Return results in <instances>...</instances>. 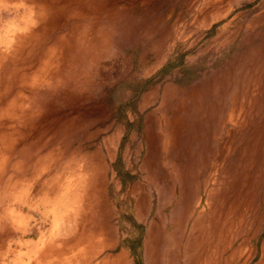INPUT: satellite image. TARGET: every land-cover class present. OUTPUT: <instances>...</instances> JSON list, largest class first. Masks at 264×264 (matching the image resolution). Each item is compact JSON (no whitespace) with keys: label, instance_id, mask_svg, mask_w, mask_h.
Segmentation results:
<instances>
[{"label":"rangeland","instance_id":"rangeland-1","mask_svg":"<svg viewBox=\"0 0 264 264\" xmlns=\"http://www.w3.org/2000/svg\"><path fill=\"white\" fill-rule=\"evenodd\" d=\"M39 3L0 0L3 42L11 27L23 28L28 7L38 26ZM89 6L97 7L82 10L77 23L91 39V61L83 45L64 49L73 62L53 60L59 79L31 85L30 112L42 111L48 98L32 131L44 146L13 155L0 183V264H10L9 213L27 219L21 240H29L66 225L53 222L56 208L66 210L64 219L81 213V224L93 209L95 224L96 206L111 236L91 264L119 255L125 264H264V0ZM58 19L62 29L47 26L39 52L69 36L72 19ZM58 154L46 172L12 178L15 190L7 194L12 165H27L26 157L48 164Z\"/></svg>","mask_w":264,"mask_h":264},{"label":"bare ground","instance_id":"bare-ground-1","mask_svg":"<svg viewBox=\"0 0 264 264\" xmlns=\"http://www.w3.org/2000/svg\"><path fill=\"white\" fill-rule=\"evenodd\" d=\"M12 1L13 0H7V3L10 4ZM29 1H30V5H33V2H35V0H29ZM93 1H96V0H63V1L57 0V1H53L52 3H50L48 0H40V3L38 5H35V7L38 9V11H39L38 13L40 15L37 27L35 26V21H34V11L32 8L28 7V11L26 10L27 13L21 19L23 24H24L23 28L22 27H21V29L18 27L16 28V26L11 27V32H13V33L5 35V41L4 42H3V38H0V70H1L0 72L3 71V73H1V76H0V86H1L0 87V183L5 178V174H8V173H6V170L8 168V163H9L10 159L14 158L16 156V154H18V156L21 158L25 157L22 155L23 152L18 153V151L28 149L29 146H31V145H36L37 147L40 145H41V147L44 146V144L37 142L40 139H42L43 135L38 136V134L32 133V131L36 127V124L40 123L39 119L41 117V114L45 111V109H46L45 107L48 105L47 104L48 98H46V100L43 102L45 105L43 106V108H41L42 111L40 110V111L30 112L29 111V103H30L31 98L33 97L34 94H36V91H37V90L31 89V85L34 84V82L35 83L37 82L41 85L46 86V85L50 84L51 81H54L56 79V77L59 79L60 76L58 74L61 72V70H59L60 68H58L59 65H56V64H57V62L58 63L61 62L60 59H62L63 62L65 63L64 67L66 66V64L73 62L72 58L67 59L69 54L66 55L65 57L62 55L63 52L71 49V47H72V49H71V51H72L73 47L76 48L79 45H83L80 47H84L83 50L85 52V58L89 59L88 61H91V56H93V53L88 52V50L91 48V42H88V41H91V39L88 36V34L86 33V31L80 30L81 28L78 26V23H77V21H78L77 15L82 14V10H85V9L88 12H92V9L94 10L98 6V4H96L97 5L96 7L90 8L89 2H93ZM64 14L72 19L71 24H72V26H74L71 28V31L68 34L69 36L65 35V36H68L65 39H64V36L63 37L58 36L59 38L57 37L58 39H56L54 41L51 48L49 47L46 50H44L45 48H43L42 52H39L38 49L45 43L44 41H47L45 39L46 36L44 34L45 30L47 29L46 27L53 25L52 27L50 26L51 28H49L48 30L50 32L55 30L56 26H58L61 23L60 21H62V19H58V18ZM29 27H31L32 30L31 31L28 30L29 34H26L25 30ZM58 27L60 29H62V26H58ZM58 29H56V30H58ZM14 30H15V32H14ZM18 38L20 39L21 42H17V43L13 42L15 39H18ZM75 41L81 42L82 44H78V45L76 44L75 45L73 43ZM63 42H64V44H63ZM64 49H65V51H64ZM36 51H38L37 56L39 59L37 61V63H35V61H33V58H32V55L34 56L36 54ZM8 59L10 60V63H11L10 67L9 66L4 67L6 65V62L8 61ZM30 59H31V61H30ZM53 60L54 61L58 60V61L56 62V64L53 65ZM64 63H62V64H64ZM7 73H8V75H7ZM48 74H50L51 77L47 78ZM53 88H55V87H53ZM43 93H40V94H43ZM48 94H50V93H48ZM30 133H32V137H33L31 139L29 138ZM28 138H29V142L27 140ZM37 151H39V150H37ZM13 155H14V157H12ZM36 157H38V156H36ZM58 157H59V154H58V156H56L54 161H50L48 164H46V160H45L46 158H43V159H40L37 161L34 159V161H33L32 160L33 157L32 158L26 157V160H27L26 164L27 165H21L18 163L12 165V167H11L12 168L11 169L12 174H10L9 177H7L5 179L6 180L5 187L8 188V190L6 189L7 194L12 195V190H15V183L13 182L12 178L15 179V177L19 176V179H20V177H22V176L26 177L29 174L31 176H34L35 175L34 171H38V170L39 171L44 170V172H46L45 170L47 168H51V167L56 165V162L59 160ZM88 163L89 162L87 161V165H88ZM91 168L94 171L93 178H95V176H98L97 175L98 172L95 171L94 166H91ZM73 170L68 172V174L71 175ZM59 177H60V175H59ZM75 177H76V175H75ZM32 178H34V177H32ZM71 181H73V180H71ZM26 182L29 184H27V183L23 184L24 187L26 188V190H25L26 192L24 193V196L27 193V190L29 189V186L31 184L28 181H26ZM33 182L36 183L34 180H33ZM67 183H68V185L71 184V182L65 181L66 185H67ZM55 184L58 187L60 185L58 181ZM55 184L49 183V184H47L46 187H47V189L51 190V192H52V191H54L52 189L55 188V187L53 188V186H55ZM67 187H70V186H67ZM43 188H45V186ZM51 194H53V193H51ZM20 199H23V197L21 195L18 197H14V196L11 197V200L13 202H16V203L20 202ZM56 211H57V213H59L58 219L61 220V217L64 216L62 214V212L66 211V210L61 209V208H58V209L56 208ZM137 212L138 213L141 212L140 201H139L138 206H137ZM42 213H44V212L42 211ZM9 215H10V219L12 220V223L16 224L17 219L14 220V217H12L11 213H9ZM84 220H85V218H84ZM79 222H81V221H79ZM78 224L80 226V223H78ZM89 225H91V224H89ZM24 226L25 225H23V227ZM84 226H85V224H84ZM24 234H26V233H24ZM2 237H4V236H2ZM149 239H151V235H149ZM40 241H42V240H40ZM99 243L102 244L101 241ZM41 246H44V245L42 244ZM73 246H75V244ZM39 247H37V248L39 249ZM38 254H40V253H38ZM17 256H19V255H17ZM36 259H37V257H36Z\"/></svg>","mask_w":264,"mask_h":264},{"label":"crops","instance_id":"crops-1","mask_svg":"<svg viewBox=\"0 0 264 264\" xmlns=\"http://www.w3.org/2000/svg\"><path fill=\"white\" fill-rule=\"evenodd\" d=\"M31 188L32 187L29 186V189L27 190L28 193H30ZM27 196L28 194L26 193V198L28 199ZM100 210H101L100 206H96L95 213L97 214L95 215L96 218L95 217L94 218L98 219V223L95 224L92 223L93 220L91 218V215H94L92 213L93 210L86 212V215L83 217V220L85 218L86 221L84 220L83 224L79 222L81 221L82 214L77 213L75 216H73V218H71V216H67L65 217V219L61 218L64 220H53V222L56 223L64 222L66 225L62 226V229H60L59 226H57L56 231L50 230V232L45 234L47 238L40 235L36 239H29V240H21V237L25 235L24 233L27 234L29 232L25 226L23 227L27 219H25L20 212L11 214L12 217H15V219H17V222L16 224L15 223L13 224L12 220L10 219V229H11L10 245H9L10 264L12 263L13 264H74V263L91 264L94 260H96L98 254L103 252V250H105L109 246V241H110L109 238L111 236V233L107 232L108 216L107 215L99 216L98 213L101 212ZM70 222L73 224L72 226L69 225ZM78 223H80V226ZM146 237H147V233H146ZM100 241L102 244L99 243ZM42 244L44 246H41ZM74 244L75 246H73ZM37 247H39L40 250ZM159 255L160 253L156 255L155 259H157V261L159 260ZM124 258L125 257L123 255H119L115 259H111V260L106 259L101 264H109V263L120 264L119 262H121V264H125Z\"/></svg>","mask_w":264,"mask_h":264}]
</instances>
